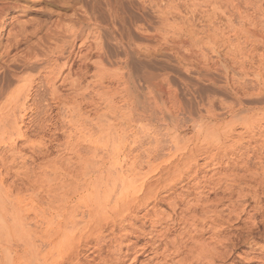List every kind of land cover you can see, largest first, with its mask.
Returning a JSON list of instances; mask_svg holds the SVG:
<instances>
[{"label": "rangeland", "instance_id": "1", "mask_svg": "<svg viewBox=\"0 0 264 264\" xmlns=\"http://www.w3.org/2000/svg\"><path fill=\"white\" fill-rule=\"evenodd\" d=\"M143 76L161 82L170 95L159 96ZM20 86L24 88L13 113L25 138L15 137L18 153L13 171L4 175L7 182L20 187L14 194L30 197L39 192L38 204L46 205L50 198L45 193L50 189L47 184L54 186L57 178L43 185V176L63 174L61 183L55 185L62 192L72 186L70 175L79 179L91 170L96 172L102 166L101 157L106 158V152L121 143H127L126 150H134L126 162H139L137 175L143 177L150 169L145 159L146 152L155 147L154 140L158 137L162 148L151 159L154 166L172 148L164 134L165 123L154 119L148 107L169 110L183 137L191 135L193 119L207 108L230 124L234 120L228 115L230 108L264 110V0H0V89ZM131 88L133 93L136 89L142 93L147 111L130 112ZM99 115L117 130L104 140L96 137ZM128 118L132 121L125 124ZM89 120L96 140L92 145L82 135L87 133ZM240 131L236 125L233 140H239L235 134ZM120 135H126L125 142ZM246 139L245 134L244 145L249 143ZM38 141L49 146L44 158L35 156L28 146ZM3 150L1 146L0 156ZM196 161L200 165L197 175L209 176L216 169L215 164L204 166L203 155ZM250 161L254 168L256 159L250 157ZM24 172L31 186L21 185L16 176ZM193 174L188 183L174 179L167 187L176 192L188 190L195 197ZM167 187L160 191L163 196L171 192ZM199 190L208 192L205 185ZM218 195L226 199L219 205L223 208L229 200ZM168 199L150 200L149 206L170 214L172 200ZM231 199L241 204L236 196ZM242 219L224 224L219 238L241 233L239 237L247 236L251 243L241 245L224 264H260L259 259H264V229L248 233L245 225L250 222L245 224ZM209 236L208 229L203 237Z\"/></svg>", "mask_w": 264, "mask_h": 264}, {"label": "bare ground", "instance_id": "2", "mask_svg": "<svg viewBox=\"0 0 264 264\" xmlns=\"http://www.w3.org/2000/svg\"><path fill=\"white\" fill-rule=\"evenodd\" d=\"M143 77L148 88L159 96L170 95L161 82L152 76ZM23 88L0 89V149L1 146L5 148L0 156V264H224L241 245L251 243L247 236V239L240 238L241 233L219 238L224 224L228 226L245 216L243 222H250L244 226L246 232L264 229V164L261 165L264 161V110L230 108L228 115L234 118L230 124L222 122L219 114L207 108L205 113L198 114L197 120L193 119L191 135L183 137L169 110L148 107L154 119L165 123L164 134L172 146L157 166L151 164V159L157 158L162 151L158 137L154 140L155 147L146 152L145 163L150 169L143 177L137 175L139 162H126L132 150H126L127 143L119 144L118 141L119 145L114 146L111 153L106 152V158L101 157L102 166L96 172L91 170L79 179L70 175L72 186L62 192H57L55 185L63 179V174L43 176V185L44 181L48 183L55 177L57 181L54 186L47 184L50 189L45 193L50 198L46 205H40L37 202L39 192L30 197L14 194L13 191L20 187L4 179V175L13 171L14 156L18 153L15 137L25 138L13 113ZM136 90L133 93L131 88L130 112L137 113L140 108L147 111L145 98ZM97 117V138L104 140L110 133H117L114 124L107 125L105 118ZM130 121L131 118L125 119V124ZM236 125L243 129L235 134L239 140H233ZM93 127L90 121L87 133L82 134L85 141L90 142L88 145L96 141ZM245 134L247 145L242 143ZM123 137L121 142H125ZM226 141L235 144L226 146ZM102 145L107 146L104 142ZM28 146L37 157L44 158L48 153L49 146L42 141L29 142ZM198 155L206 160L204 166L216 165L213 174L197 175ZM237 155L241 157L235 160ZM250 157L257 161L254 168H251ZM106 163L110 166H105ZM223 169L230 172L222 173ZM66 170L65 175L68 174ZM188 172V176L194 173L196 182L192 185L201 195L195 193L194 197L188 190L176 192L167 187L174 179L188 183L189 177L184 174ZM16 176L21 185H32L26 172L21 176L16 173ZM203 185L208 192L199 190ZM166 187L171 192L163 196L160 191ZM210 194L215 195L213 200L208 199ZM218 194L226 195L229 200L223 208L219 205L226 199ZM233 196L241 199V204L231 199ZM166 198L172 200L170 214L156 212L155 205L149 206L150 200L156 203ZM250 202L254 205L250 206ZM208 229L209 239L203 237ZM260 259V264H264V259Z\"/></svg>", "mask_w": 264, "mask_h": 264}]
</instances>
